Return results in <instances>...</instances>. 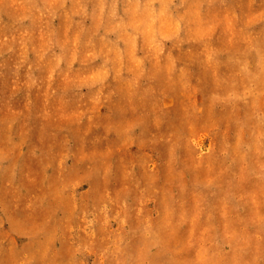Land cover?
<instances>
[{"label":"rangeland","instance_id":"rangeland-1","mask_svg":"<svg viewBox=\"0 0 264 264\" xmlns=\"http://www.w3.org/2000/svg\"><path fill=\"white\" fill-rule=\"evenodd\" d=\"M0 264H264V0H0Z\"/></svg>","mask_w":264,"mask_h":264}]
</instances>
